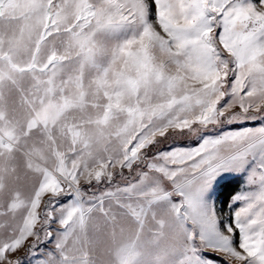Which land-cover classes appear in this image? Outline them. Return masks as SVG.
Returning <instances> with one entry per match:
<instances>
[{
  "label": "snow or ice",
  "instance_id": "1",
  "mask_svg": "<svg viewBox=\"0 0 264 264\" xmlns=\"http://www.w3.org/2000/svg\"><path fill=\"white\" fill-rule=\"evenodd\" d=\"M0 264H264V0H0Z\"/></svg>",
  "mask_w": 264,
  "mask_h": 264
},
{
  "label": "trees",
  "instance_id": "2",
  "mask_svg": "<svg viewBox=\"0 0 264 264\" xmlns=\"http://www.w3.org/2000/svg\"><path fill=\"white\" fill-rule=\"evenodd\" d=\"M235 187H236L235 184L229 185L228 188L226 189V193L231 192L233 189H235Z\"/></svg>",
  "mask_w": 264,
  "mask_h": 264
}]
</instances>
